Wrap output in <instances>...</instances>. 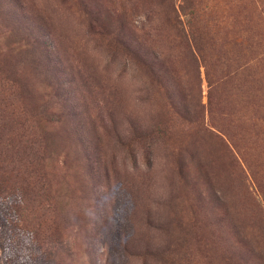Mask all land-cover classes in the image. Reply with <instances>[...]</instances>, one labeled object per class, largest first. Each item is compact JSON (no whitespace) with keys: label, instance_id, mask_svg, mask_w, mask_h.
Returning <instances> with one entry per match:
<instances>
[{"label":"rangeland","instance_id":"rangeland-1","mask_svg":"<svg viewBox=\"0 0 264 264\" xmlns=\"http://www.w3.org/2000/svg\"><path fill=\"white\" fill-rule=\"evenodd\" d=\"M0 264H264V0H0Z\"/></svg>","mask_w":264,"mask_h":264},{"label":"trees","instance_id":"trees-1","mask_svg":"<svg viewBox=\"0 0 264 264\" xmlns=\"http://www.w3.org/2000/svg\"><path fill=\"white\" fill-rule=\"evenodd\" d=\"M178 36H180V38H181V40H182L184 45H187V43H191V44H193V48H194L195 38H198V37H196V32L192 31V28H188L187 34H185L183 32V30L182 31L181 30L178 31ZM120 51H121V55L124 57L125 60L129 59V61H130V58H131L134 63L137 62L140 65H143L144 67H146V64L144 63V61L139 57L137 52H135V51L133 52V50L129 46L128 42L121 40V42H120ZM147 70L149 72L156 73L153 70V65H148L147 66ZM243 243L245 244V242H243ZM249 251H250V253L253 252V250H251V249Z\"/></svg>","mask_w":264,"mask_h":264}]
</instances>
